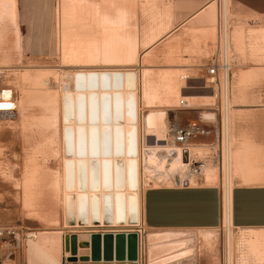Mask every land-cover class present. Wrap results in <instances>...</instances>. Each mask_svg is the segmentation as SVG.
Returning <instances> with one entry per match:
<instances>
[{
    "label": "crops",
    "instance_id": "obj_1",
    "mask_svg": "<svg viewBox=\"0 0 264 264\" xmlns=\"http://www.w3.org/2000/svg\"><path fill=\"white\" fill-rule=\"evenodd\" d=\"M6 1L0 2V47L6 45L3 43L14 44L22 55L49 52L55 41L53 1L14 0L15 18L7 13L9 1ZM103 5L102 15L109 22L103 27L99 22L87 23V29L82 31L111 32L113 38L108 41H112L113 47L134 48L136 60L122 65L177 71L184 84L175 89L176 93L192 105V109H185L191 116H176L180 123L197 121L198 111L207 112L217 102H224L206 84L210 62L222 56L219 50L222 31L226 34L225 53L229 48L233 52L227 58L241 81V86L225 89L228 121L211 118L207 121L215 133H220L219 141L210 133L190 142V154L201 159L204 167L194 172L183 162L181 175L164 176L160 185L144 190L143 225L169 233L219 227L224 222L225 181L230 185L231 225L264 229V86L259 83L264 79V0H228L230 17L224 20L219 7L214 8L210 0H104ZM87 9L89 15L92 3H87ZM228 33H232L230 43ZM190 97L197 103H192ZM207 99L209 102L203 103Z\"/></svg>",
    "mask_w": 264,
    "mask_h": 264
},
{
    "label": "rangeland",
    "instance_id": "obj_2",
    "mask_svg": "<svg viewBox=\"0 0 264 264\" xmlns=\"http://www.w3.org/2000/svg\"><path fill=\"white\" fill-rule=\"evenodd\" d=\"M52 1L55 41L52 42L53 46L49 52L39 55H22L14 44L3 43L6 45L0 47V101L7 100L15 104L14 110L9 111L10 113H0V225L10 226L16 231V239L6 241L4 245L5 264H40L41 255L31 249V243L40 235L54 236L57 250L55 255L62 264V260L66 262V257L69 255V253L66 255L68 251L65 250L63 242L64 235L70 234L69 231L89 234L82 231L89 229L133 231L139 227H141L138 236L137 262L139 261V264H264V254L255 247L253 248L246 238L250 233H255V231L262 233L264 229L233 226L229 229L226 224L222 223L219 227L210 230H184L169 233L163 229L146 228L142 219L138 223L118 225L108 222L85 224L80 219L69 215L68 204L66 207L67 201L64 197L65 192L62 191L61 184L63 160L66 157L62 139V95L64 92L62 86L67 83L72 89L73 74L79 69L131 68L134 65L103 63L100 60L94 64L83 62L77 66V63L71 60L69 62L68 58L66 60L62 51L64 39L62 37L64 36L65 40H70V42L66 41L67 48L76 47L71 44L75 45L74 38L78 36L82 39L84 47L88 43L86 50L83 48L84 58L87 57L85 56L87 52L93 50L96 55L99 54L103 40L102 31L87 33L82 30L87 29V23L99 22L101 27L106 23H102L104 16H102L101 6L104 0H66L64 4L66 11L63 7L64 0ZM210 1L214 8L219 7L223 20L226 16L230 17L228 11L227 14L226 11L224 13L223 0ZM81 2L84 3V7ZM87 3L90 5L92 3L89 15ZM8 6L6 11L12 17L11 8ZM228 34L230 43L233 39L232 33ZM88 37L89 40H87ZM98 39H101V42H98ZM222 48L223 39L221 37L220 55ZM96 49L99 51L97 52ZM232 54L229 48L227 55L230 57ZM98 59H101L100 55ZM142 61L145 62V58ZM135 68L138 74L136 92L139 103L138 134L142 204V195L147 187L160 185L162 183L160 180L164 176L181 175L184 167L179 164L180 160L184 162L180 150V158L176 163L175 155L168 154L163 148L161 150L155 148L156 151L152 149L153 152L146 148L147 143L155 144L153 142L155 136L148 135L143 123L144 116L149 110L164 111L166 135L162 134L160 137H168L166 142L180 149L169 133V125L177 120V115L181 118L183 116L188 118L191 115L185 109H179V100L182 96L176 93L175 89L184 83L177 71L153 69L149 65H135ZM229 76L228 87L233 89L241 86L239 75L237 76L232 66ZM259 83L264 86V79ZM206 84L211 86L209 83ZM143 86L144 88L146 86V89ZM147 88L148 91H145ZM145 92H149L150 102L144 96ZM190 100L192 103H197L194 98ZM208 102L207 99L203 103ZM231 104L234 106L233 100ZM234 108L235 106L232 107V113H235ZM191 158H195L193 153H191ZM169 162L167 171L166 164ZM185 171L188 174V170ZM223 185L225 187V181ZM227 234L231 235L230 262L228 261Z\"/></svg>",
    "mask_w": 264,
    "mask_h": 264
},
{
    "label": "bare ground",
    "instance_id": "obj_3",
    "mask_svg": "<svg viewBox=\"0 0 264 264\" xmlns=\"http://www.w3.org/2000/svg\"><path fill=\"white\" fill-rule=\"evenodd\" d=\"M8 1V5L11 8V16L15 18L16 14L14 15L13 7L16 1ZM65 1L63 7H65ZM223 2L225 13V11H228L226 9L228 0H223ZM64 9L66 11V7ZM226 17L228 18V16ZM103 22H109L106 16L103 18ZM113 34L111 32L102 33L104 41L100 45V52L98 54L101 59H98V55L94 52L95 50L87 52V55H85L87 57L84 58V50L81 47L83 42L79 36L73 37L76 43L73 45L74 43L71 41V45L76 47L72 49L66 47V41L68 40H65V36L62 37L64 38L62 42L63 56H66V60L68 58L69 62L71 60L77 63V66L83 62H93L94 64V62L96 63L100 60L103 63L121 65L122 62L129 63L135 61L136 54L134 48L123 49L121 46H112V42L108 40L113 38ZM223 38L224 40L226 39V34H224ZM93 44L95 43L93 42ZM226 54L228 53L226 52ZM72 79V89H70L71 87L67 83L62 86L64 91L62 95V139L65 153L63 154L66 157L63 160L61 184L63 187L62 191L65 192L64 197L65 201H67L66 207L68 204L69 215L80 219L85 224L92 222L101 224L108 222L113 225L138 223L141 219L142 207L140 196V143L138 134L139 103L136 92L138 74L133 68L129 67H108L103 69L91 67L76 70ZM144 89H146V86ZM145 91H148V88ZM144 94L148 100V96H150L149 92H145ZM14 108L15 104L13 102L7 100L0 101L1 113L12 111ZM164 114V111L149 110L144 116L143 123L148 135L155 136V140L153 141L155 144L147 143L146 148L151 150L155 148L161 150L163 148L168 154L171 155L172 153V155H175L177 163L180 158V149L166 142L168 137H160L162 134L166 135ZM191 159L193 160V158ZM179 164L181 166L184 165L181 160ZM223 189V223L230 229L232 227L229 217L230 213L228 212L230 185L226 183ZM227 235L228 261L230 262L231 235ZM246 238L253 248L255 247L260 253L264 254V232L256 233L255 231V233H250ZM55 245L54 236L46 234L40 235L38 239L33 241L31 249L41 255L40 264H61L55 255L57 253ZM68 253L66 252V255ZM65 264L68 263L65 262ZM100 264L113 263L101 262Z\"/></svg>",
    "mask_w": 264,
    "mask_h": 264
},
{
    "label": "built area",
    "instance_id": "obj_4",
    "mask_svg": "<svg viewBox=\"0 0 264 264\" xmlns=\"http://www.w3.org/2000/svg\"><path fill=\"white\" fill-rule=\"evenodd\" d=\"M220 1V0H218ZM223 31L221 33L223 39V48L221 59H213L210 62L206 70L207 78L206 82L209 83L214 90V96L218 99H223L224 102H217L210 107L207 112L198 111L197 121L188 122L185 124L174 120L169 125V133L171 134L174 142L179 146L181 155L185 163H187L190 169L194 172L201 170L204 167V162L201 159L190 158V142L196 138H203L212 133L215 140L219 141L220 133L214 132V127H210L207 121L214 119L216 121H228L229 107L225 102L227 96L228 79L230 72V63L225 53ZM180 109H192V105L184 98L179 100ZM1 113V111H0ZM219 122L217 124H219ZM140 229L136 228L135 231L138 236L140 235ZM117 232V231H113ZM123 232H130L129 230ZM29 238V237H27ZM16 239V231L10 226L0 225V264H5L4 245L6 241Z\"/></svg>",
    "mask_w": 264,
    "mask_h": 264
},
{
    "label": "water",
    "instance_id": "obj_5",
    "mask_svg": "<svg viewBox=\"0 0 264 264\" xmlns=\"http://www.w3.org/2000/svg\"><path fill=\"white\" fill-rule=\"evenodd\" d=\"M63 242L69 252L66 257L69 264H138V234L135 231L71 233L64 235ZM62 264L65 261L62 260Z\"/></svg>",
    "mask_w": 264,
    "mask_h": 264
}]
</instances>
